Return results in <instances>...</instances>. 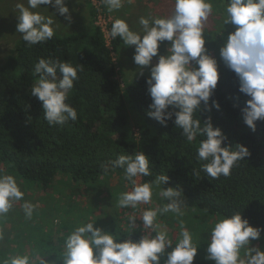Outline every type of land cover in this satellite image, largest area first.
<instances>
[{
	"label": "clouds",
	"instance_id": "obj_1",
	"mask_svg": "<svg viewBox=\"0 0 264 264\" xmlns=\"http://www.w3.org/2000/svg\"><path fill=\"white\" fill-rule=\"evenodd\" d=\"M101 2L113 13L123 8L125 0ZM173 3L174 9L168 16H141L140 31L133 30L123 19H115L110 36L119 38L124 48L135 46L133 62L139 66L140 76L144 75L143 69L150 68L146 84L152 102L147 115L165 127L172 121L189 143L203 138L196 148L200 167L193 174L197 178L201 172L211 179L227 178L240 161L250 156V151L242 144L225 146L228 137L214 126L212 117L202 122L199 116L202 104L208 106L209 112L213 108L221 110L220 103L212 100L221 74L217 59L206 47V25L211 17L220 15L217 35L223 36L228 25L235 27L220 48V59L236 74L239 92L249 97L242 117L244 124L255 132L257 122L264 121V0H220L218 6L215 0H173ZM42 5L51 6L56 12L44 15L39 11ZM16 7L17 32L29 46L54 38L57 13L69 23L72 21L67 0H27V6L19 3ZM218 8L222 11L218 12ZM165 41L171 42V46L167 55H161L160 46ZM156 57L158 62L153 64ZM81 71L83 66L59 59L40 58L35 63L33 75L38 79L31 88V96L42 102L43 119L49 126L63 127L78 120L77 110L67 101ZM150 165V158L143 151L135 155L123 152L102 165L105 175L122 169L123 179L131 185L120 193L116 203L120 209L132 210L125 213L130 235L122 239L118 231L113 234L95 227L97 221L88 218L65 238L62 258L58 254L63 264H195L201 246L182 219L190 207L181 189L164 187L170 182L166 174H157L149 182H138L141 177L152 176ZM154 195L162 203L142 211L139 220L143 235L133 240L138 220L135 210L153 205ZM21 201L25 217L31 219L38 205L25 200V192L15 176L0 174V218L7 217ZM168 214L179 221L180 231L175 239L160 222ZM262 232L264 229L251 226L239 212L220 217L209 228L206 259L215 264H264V249L253 246ZM45 258L33 250L31 255L16 254L0 264H48Z\"/></svg>",
	"mask_w": 264,
	"mask_h": 264
},
{
	"label": "trees",
	"instance_id": "obj_2",
	"mask_svg": "<svg viewBox=\"0 0 264 264\" xmlns=\"http://www.w3.org/2000/svg\"><path fill=\"white\" fill-rule=\"evenodd\" d=\"M91 17H96L93 7ZM120 43L119 38L113 40V48ZM14 51L0 64V163L22 179L43 192L54 189L59 175L94 187L106 176L103 164L123 152L135 155L143 151L150 158L153 174L141 177L142 183L154 180L157 174H166L170 182L165 187L181 189L189 203L205 216L220 218L239 212L251 226L264 229V121L257 122L255 132L244 124L242 109L249 97L239 92L236 74L225 65H219L221 78L212 97L220 103L221 110L213 108L209 112L208 106L202 104L199 116L202 122L212 117L214 126L228 137L225 146L242 144L250 156L239 162L230 177L211 179L202 172L199 178L193 174L200 167L196 148L203 138L189 143L172 121L165 127L147 115L152 102L146 84L149 76H138L122 87L113 52L100 29L66 36L55 34L47 43L33 46L21 38ZM40 58L83 66L67 101L78 112L76 122L52 127L43 119L42 102L31 96L38 79L33 75L34 65ZM108 174L124 175L122 169ZM108 231H118L122 239L130 235L128 228L120 226L109 227ZM68 233L59 238L45 233L37 236L31 253L38 250L49 262L63 264L58 254L62 258ZM141 236L137 228L132 239ZM203 237L209 238V230ZM9 253L14 254L10 249H1L0 261L8 259ZM195 264L214 263L195 260Z\"/></svg>",
	"mask_w": 264,
	"mask_h": 264
},
{
	"label": "rangeland",
	"instance_id": "obj_3",
	"mask_svg": "<svg viewBox=\"0 0 264 264\" xmlns=\"http://www.w3.org/2000/svg\"><path fill=\"white\" fill-rule=\"evenodd\" d=\"M219 2L220 0H215L217 6ZM19 3H24L27 6V0H0V64H3L8 57L14 55L16 42L22 38V34L17 32L18 10L16 5ZM93 3L97 5L98 1L93 0ZM93 3H91V0H67L72 21L69 23L65 17L59 16L57 13L56 18L54 17L55 33L66 36L67 34L89 32L91 28H98L97 26L103 23L112 25L115 19H123L133 30L140 31L139 18L141 16L164 17L170 15L174 9L173 0H132L131 3L125 0L123 8L113 13H109L104 6L103 10L108 18L96 22L91 17L92 7L95 11ZM41 8L39 11L44 15L56 12V9L51 6L42 5ZM219 11H222V9L218 8ZM105 16L102 15V17ZM221 20L220 15L211 17L206 25V31L208 32L205 33V36L209 54L217 59L219 65H224L220 59V48L225 44L227 36L235 31V27L228 25L224 30V35L219 36L217 34ZM113 40L115 39L108 37L117 67V78L121 86L126 87L140 76L138 74L139 66L133 62L135 46L124 48L125 46L121 41L115 49L112 44ZM170 46L171 42H162L160 54L167 55V49ZM158 59L159 57L154 58L153 64L157 63ZM143 71V76H150V68H145ZM134 130L137 134L136 128L132 127V131ZM0 174L15 176L21 190L25 192V200L38 205L31 219H27L23 213V201L16 203L7 217L0 218V233L3 234V239H0V250L10 249L13 251V255H31L30 248L37 236L45 233L52 235L53 238H59L71 231L69 230L70 227L74 228L78 223L87 221L88 218L97 221L94 226L103 228L105 231H108V228L112 226H120L123 230L127 229L125 213H130L132 210L120 209L116 206V203L120 193L129 190L131 185L119 175L108 174L103 176L102 182L94 187L76 184L69 176L59 175L54 183V189L43 192L1 163ZM138 182L142 183V179L139 178ZM183 199L190 208L187 209V214L182 219L185 226L193 233L194 238L198 240V246H201L196 260L208 261L206 250L209 238H204L203 235L208 232L212 223L219 217L205 216L203 212L194 208L184 196ZM153 201V205H142L135 210L138 218L137 228H140V230L143 227L142 221L139 220L142 211L162 203L159 197L155 195ZM112 222H115V224H112ZM160 222L167 227L169 235L175 239L180 231L178 218L168 214L161 217ZM141 234L143 235L142 230ZM257 245L264 249V235H261L259 241H253V246ZM11 253L8 255L11 256ZM208 262L215 264L214 261ZM48 264L53 263L48 261Z\"/></svg>",
	"mask_w": 264,
	"mask_h": 264
},
{
	"label": "built area",
	"instance_id": "obj_4",
	"mask_svg": "<svg viewBox=\"0 0 264 264\" xmlns=\"http://www.w3.org/2000/svg\"><path fill=\"white\" fill-rule=\"evenodd\" d=\"M97 1H98V4L96 5V4L93 3V0H91V3H93V6H94V9H95V12H96V17H95L96 22H98V20L107 19L108 18L106 12L103 10L104 8H103V4H102L101 0H97ZM102 15H106V16L102 17ZM110 25H111L110 23H108V24L103 23V24L97 26L98 29H100L103 32L104 37L106 38V43H107L109 49H111L110 45H109V41H108V37L111 38V36H110V30H111Z\"/></svg>",
	"mask_w": 264,
	"mask_h": 264
}]
</instances>
